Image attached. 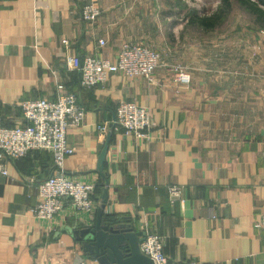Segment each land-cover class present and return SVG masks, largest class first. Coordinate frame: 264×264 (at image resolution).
Returning a JSON list of instances; mask_svg holds the SVG:
<instances>
[{"label":"crops","instance_id":"0c3cea01","mask_svg":"<svg viewBox=\"0 0 264 264\" xmlns=\"http://www.w3.org/2000/svg\"><path fill=\"white\" fill-rule=\"evenodd\" d=\"M115 1L0 0V128L21 125L22 101L53 100L62 82L86 112L81 126L67 131L74 153L64 170L95 185L96 203L79 212L66 201L53 219H37L38 185L57 172L52 154L5 161L0 264H104L95 243L77 236L95 227L102 200L103 223L125 225L137 237L159 235L172 261L264 264V229L257 227L264 214V85L219 80L209 71L192 72L182 84L167 65L155 71V83L111 74L84 88L67 56L114 62L123 43L146 42L138 15ZM90 2L102 11L94 23L82 17ZM99 39L107 44L100 47ZM122 101L150 109L145 140L114 128ZM104 124L107 131H99ZM170 186L182 188L175 201Z\"/></svg>","mask_w":264,"mask_h":264},{"label":"built area","instance_id":"2783aa9c","mask_svg":"<svg viewBox=\"0 0 264 264\" xmlns=\"http://www.w3.org/2000/svg\"><path fill=\"white\" fill-rule=\"evenodd\" d=\"M102 14L100 7L87 3L82 8V17L88 23H94ZM68 45L65 39L62 41ZM100 47L107 43L99 39ZM66 63L71 71L80 74L81 85L93 88L105 83L111 74H120L128 79L143 78L155 83L154 73L164 63L162 56L142 42L128 41L120 47L116 60L110 61L97 56L70 55ZM175 81L188 84L190 73L171 66ZM57 95L53 100L46 98L24 100L20 104L23 122L15 127L0 128V177H8L5 161L26 157L32 151H48L53 156L56 174L38 185L39 201L33 208V215L40 220H51L70 201L79 212H91L95 208L93 193L95 185L70 179L64 170L65 159L74 153L68 144L67 131L80 127L85 119V109L79 103L76 94L67 90L62 82H58ZM114 128L145 140L153 126L150 109L133 101H122L116 109L112 123ZM99 131H107V125H99ZM172 201L180 198L182 188L168 187ZM264 229V214L257 223ZM140 251L150 258L154 264H199L196 260L172 261L164 252L162 238L157 234H146L140 243Z\"/></svg>","mask_w":264,"mask_h":264},{"label":"rangeland","instance_id":"374dc122","mask_svg":"<svg viewBox=\"0 0 264 264\" xmlns=\"http://www.w3.org/2000/svg\"><path fill=\"white\" fill-rule=\"evenodd\" d=\"M123 1L138 15L145 44L157 51L165 64L190 74L209 71L219 80L257 81L263 87L264 28L237 0H230V5L224 0ZM196 16L220 18L208 30L192 22Z\"/></svg>","mask_w":264,"mask_h":264},{"label":"water","instance_id":"95a60500","mask_svg":"<svg viewBox=\"0 0 264 264\" xmlns=\"http://www.w3.org/2000/svg\"><path fill=\"white\" fill-rule=\"evenodd\" d=\"M102 200L95 227L84 229L77 236H85L97 246V256L104 264H154V262L143 255L140 251V243L146 234L137 237L129 227L121 225L115 229L102 221L105 210V202ZM123 261H126L125 263Z\"/></svg>","mask_w":264,"mask_h":264},{"label":"trees","instance_id":"16d2710c","mask_svg":"<svg viewBox=\"0 0 264 264\" xmlns=\"http://www.w3.org/2000/svg\"><path fill=\"white\" fill-rule=\"evenodd\" d=\"M242 6L247 8L254 16L260 27L264 28V0H237ZM224 4L230 5V0H224ZM220 17L216 16H196L192 22L208 30L212 29Z\"/></svg>","mask_w":264,"mask_h":264}]
</instances>
